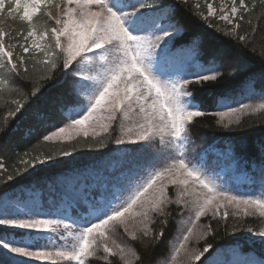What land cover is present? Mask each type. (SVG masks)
Here are the masks:
<instances>
[{
    "label": "snow or ice",
    "instance_id": "obj_1",
    "mask_svg": "<svg viewBox=\"0 0 264 264\" xmlns=\"http://www.w3.org/2000/svg\"><path fill=\"white\" fill-rule=\"evenodd\" d=\"M257 2L264 9V0H221L218 7L215 0H204L205 12L199 0H0V107L14 105L6 109L0 133L6 138L20 130L42 99L43 84L59 72L57 84L68 85L73 101L59 109L63 121L36 111L37 128L24 129L23 139L40 130L37 142L91 136L100 139L89 148L109 142L138 145L115 149L119 174L94 194H80L71 179L58 200L53 184L21 185L19 194L14 188L0 192V264H89L93 259L152 264L150 249L173 225L179 235L156 264H264V256L244 251L238 241L197 246L215 236L213 221L217 228L223 223L226 232L230 215L264 218V164L258 174L245 173L250 191L241 192L234 176L209 161L206 152L195 159L187 154L196 118L216 116L218 124L231 129L246 114L264 112V91L259 103L229 104L228 94H222L209 110L194 93L244 71L243 65L234 63L227 49L206 54L199 36L187 45L195 53L190 62L173 51L175 37L184 33L178 17L183 8L242 50L257 53ZM42 17L47 18L43 24ZM10 22L25 27L13 30ZM258 54L264 63V43ZM242 86L255 98L254 76ZM17 115L21 119L9 128ZM118 121L119 133L110 138ZM153 149L151 157L144 156ZM72 154L71 149L47 156L25 152L21 167H13L0 185L29 167L36 175L42 171L37 165L48 167ZM7 171L0 161V173ZM238 230L233 225L232 231ZM246 231L258 238L247 243L264 248V227Z\"/></svg>",
    "mask_w": 264,
    "mask_h": 264
},
{
    "label": "trees",
    "instance_id": "obj_2",
    "mask_svg": "<svg viewBox=\"0 0 264 264\" xmlns=\"http://www.w3.org/2000/svg\"><path fill=\"white\" fill-rule=\"evenodd\" d=\"M191 2L192 0H190V3ZM199 2L201 3V11L206 12V8L203 6L204 0H199ZM262 12H264V9H262L259 2H257L255 15L259 17L258 23L260 30L256 33L255 43L257 45V53L254 54L249 50H242L238 44L221 36L219 33H215L212 29L205 27L203 21L198 20L190 12L181 8L178 17L184 27V33L174 39L173 46L175 48L188 49L187 45L189 41L194 36H199L203 40V47L206 54L215 53L218 49H227L230 53V59L234 63L243 65L244 68L242 72H237L233 76L225 75L217 82L204 86L205 88H210V90L194 93L196 99L202 102V106L207 107L209 110H213L216 106L215 101L217 96L228 94V97L234 100L243 94L242 82L247 77L254 76L255 78L259 77L261 79V75L264 73V63L261 62L258 53L259 46L264 43V15L261 14ZM46 19V17H42L40 22L43 24ZM254 22L256 21L254 20ZM10 27L15 30L24 28L25 25L20 23L12 24L10 22ZM246 30L247 26H244L241 32ZM29 66L31 67V65ZM60 75L61 74L57 72L53 80L43 84L41 88V92L44 93L42 99L36 104L33 112L20 122L19 131L8 135L6 138L3 133H0V161H2L8 169L7 172L0 173V181L7 175L13 174V167H21L18 160L25 152L30 151L33 155L43 154L47 156L60 149H71L73 154L68 157H57L53 159L49 162L51 166L48 167L37 165V168H42V171L36 175H32V173L36 172V169L29 167L28 170L22 172L21 175L15 176L12 181L0 185V192H3L5 189H17L20 188L21 185H30L33 183L41 184L43 182L52 181L61 174L86 168L100 161L118 148V146L111 142L104 148H89L88 145H95L96 140L100 139H93L91 136L86 138L78 136L67 142H37L40 136V130H37L31 139L22 138L24 129L37 128V123L34 119L36 111L51 113L56 123L64 118L59 109L73 101L72 97L67 95L68 85L66 83L57 84ZM258 87L262 88V85L258 84ZM34 100L35 98H32V101L29 103H32ZM13 107L14 105L11 104L0 107V127H4L3 117L6 113V109H11ZM25 107L27 108L28 105H25ZM20 119V115H17L14 119H10L8 127L10 128L12 125H15ZM217 119L218 117L216 116L196 118L194 123L190 126V137L198 144L228 146L233 151L234 156L239 161L243 162L252 174L254 172L258 174L260 166L264 164V157L261 155V147L264 146V112L246 114L241 124L233 125L231 129H224L217 123ZM117 134V126L113 125L110 134L107 135H109L110 138H114ZM262 222L263 219L259 216L236 220L230 215L227 222V231L225 232L223 223L217 228V222L213 221V227L216 229L215 236L209 237L208 241H203V244L212 242L214 246H220L238 241L244 251H250L257 255L264 256V248L258 243L251 245L246 242L250 237V233L246 231V228L252 227L257 229ZM233 225H236L239 230L233 232ZM176 229L177 226L173 225L172 228L166 232L164 241L150 249L152 264H155L169 253L170 241H172ZM91 264H107V262L104 260H93ZM145 264H147V260Z\"/></svg>",
    "mask_w": 264,
    "mask_h": 264
},
{
    "label": "rangeland",
    "instance_id": "obj_3",
    "mask_svg": "<svg viewBox=\"0 0 264 264\" xmlns=\"http://www.w3.org/2000/svg\"><path fill=\"white\" fill-rule=\"evenodd\" d=\"M209 2H212V0H209ZM220 3H221V0H215L214 7H218ZM145 11H147V9H145ZM173 51L177 53L178 59H183L189 62L195 56V53L188 49L181 50L173 46ZM261 80L262 79H260L259 77L255 78V90L257 94L255 98L250 99L248 94L245 92L244 88L242 87L243 94L240 97L235 98L234 100H232V98L230 97V99H228L230 101L227 100L228 101L227 103L229 104H238L239 102L259 103L260 102L259 94L261 91H264V80L263 81ZM258 84L262 85V88H259ZM63 119H61L57 123L62 122ZM118 124H119V121L116 124L117 130L119 133ZM56 142H67V141H53V143H56ZM116 146H118V148L128 147L130 149L138 147V145H116ZM154 152H155V149H153L151 152L145 153L144 156L151 157ZM205 152L207 153V158L209 161L215 162L218 166L226 168L229 171V174L234 176L236 183L241 185V188H240L241 192L250 191V189L247 187L248 180H247V176L245 175V173L249 175H251L252 173L249 171V169L245 166L243 162L239 161L234 156L233 151L228 146H220V145L218 146L216 144H213V145L198 144L190 137V143L188 145V151H187L188 156L190 158L195 159V158H198L201 153H205ZM137 155L139 156V154ZM119 156H120V153L114 150L113 152L105 156L100 161L93 163L86 168L75 170L72 172H67L65 174H61L55 179H53L52 181L43 182L39 185H41L42 187L47 184L55 185V187L58 190L56 194H53L56 200L59 199V196H58L59 192H62L68 189L69 179L72 180L73 189L79 192L80 194H88V193L94 194L95 192L101 190V188L105 184H111L114 178L119 174L120 169L117 164V158ZM143 162H144L143 158H141L140 163L143 164ZM114 167H115V170H114ZM256 188L258 190V185L256 186ZM19 189L20 188L16 189L17 194H19ZM24 194L27 195V191H25ZM48 198H49V193L45 191L44 193L45 202H47ZM262 219H263V222L259 225L258 228L264 227V218ZM206 220H207L206 217L202 218L201 223H204ZM178 235L179 233H178V230L176 229V232L171 242H174ZM249 238L258 240V238L256 237H251V234ZM57 243H62V241L57 240ZM202 245H203V241H201L200 245H197V246H202ZM251 253L255 255L257 258L261 257L260 255H257L254 252H251ZM99 255L101 254L98 253V256ZM164 258H161L160 260H163ZM93 260L102 261V259H93ZM93 260H90L89 264H91ZM41 264H43V262H41ZM64 264H69V262H64Z\"/></svg>",
    "mask_w": 264,
    "mask_h": 264
}]
</instances>
